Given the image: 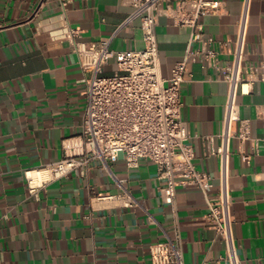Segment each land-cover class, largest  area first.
<instances>
[{
	"label": "crops",
	"instance_id": "crops-1",
	"mask_svg": "<svg viewBox=\"0 0 264 264\" xmlns=\"http://www.w3.org/2000/svg\"><path fill=\"white\" fill-rule=\"evenodd\" d=\"M207 1L218 2L219 9L201 18L204 33L233 39L242 0ZM37 2L0 0V264H151L149 247L167 240L177 244L184 264H229L223 241L203 219L204 195L179 186L173 204H164V184L149 161L140 160L135 169L122 159L108 162L107 169L92 161L29 194L25 172L33 175V185L46 180L40 171L61 159L65 140L81 133L87 74L62 28L79 32L75 42L110 38L113 51L143 49L137 21L113 35L131 11L127 0H72L65 12L53 1L36 12ZM155 34L160 74L168 78L185 56L189 30L161 15ZM249 66L264 70V0L250 4L244 67ZM115 69L111 62L106 74ZM186 69L181 119L196 169L211 178L206 195L212 197L219 161L210 150L218 146L228 86L199 63ZM242 91L236 103L249 140L230 142L232 231L239 264H264V83L244 84ZM123 190L138 207L96 199Z\"/></svg>",
	"mask_w": 264,
	"mask_h": 264
},
{
	"label": "built area",
	"instance_id": "built-area-1",
	"mask_svg": "<svg viewBox=\"0 0 264 264\" xmlns=\"http://www.w3.org/2000/svg\"><path fill=\"white\" fill-rule=\"evenodd\" d=\"M55 2L65 12L72 0H38L35 11ZM131 11L115 28L120 29L138 22L143 49L113 51L110 38L96 42H75L79 32L64 26L62 35L76 55L80 70L87 74L86 104L82 116L81 133L64 141L62 157L47 166L49 178L33 185L29 172L25 179L29 194L48 180H58L70 172L83 170L92 161L107 163L122 159L127 169H135L140 160L152 163L161 188L162 202L172 205L179 186L195 187L204 195L207 213L205 224L223 241L225 259L239 264L232 231L229 193L230 142L249 140L248 126L238 117L236 98L244 93V84L264 83V70L244 67L251 0H242L231 40H216L204 33L201 18L219 9L218 2L207 0H127ZM164 15L175 26L189 30L185 56L170 70L168 78L160 74L158 45L155 34L157 18ZM226 57V58H225ZM224 58V59H223ZM114 62L116 69L106 74V67ZM188 63H199L213 70L217 80L226 82L228 91L218 146L210 154L219 161L217 193L206 192L213 184L208 174L198 171L194 153L189 144L187 124L181 119L180 90L185 82ZM249 77L250 80L247 79ZM264 141V136L263 139ZM248 163L249 157H243ZM99 201H120L123 207H138L135 199L125 190L120 195H102ZM151 264H184L180 249L171 240L149 247Z\"/></svg>",
	"mask_w": 264,
	"mask_h": 264
},
{
	"label": "bare ground",
	"instance_id": "bare-ground-1",
	"mask_svg": "<svg viewBox=\"0 0 264 264\" xmlns=\"http://www.w3.org/2000/svg\"><path fill=\"white\" fill-rule=\"evenodd\" d=\"M40 172H42V173H44V174L46 175V177H47L46 179H48V178H49V174H48V172H47V171H45V170H42V171H40ZM29 176H30V174H29ZM31 176H32V177H31ZM31 176H30V178H31V180H32V183H33V179H32V178H34V177H33V175H31ZM33 184H34V183H33Z\"/></svg>",
	"mask_w": 264,
	"mask_h": 264
}]
</instances>
